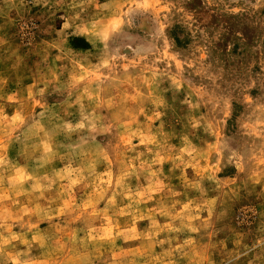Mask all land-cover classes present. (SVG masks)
Wrapping results in <instances>:
<instances>
[{
	"label": "rangeland",
	"instance_id": "rangeland-1",
	"mask_svg": "<svg viewBox=\"0 0 264 264\" xmlns=\"http://www.w3.org/2000/svg\"><path fill=\"white\" fill-rule=\"evenodd\" d=\"M0 264H264V0H0Z\"/></svg>",
	"mask_w": 264,
	"mask_h": 264
}]
</instances>
